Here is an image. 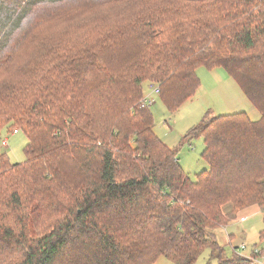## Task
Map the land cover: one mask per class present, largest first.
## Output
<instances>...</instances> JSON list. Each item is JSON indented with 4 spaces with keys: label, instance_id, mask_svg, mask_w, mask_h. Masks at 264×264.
I'll return each instance as SVG.
<instances>
[{
    "label": "trees",
    "instance_id": "1",
    "mask_svg": "<svg viewBox=\"0 0 264 264\" xmlns=\"http://www.w3.org/2000/svg\"><path fill=\"white\" fill-rule=\"evenodd\" d=\"M221 68L260 114L202 120L192 180L141 104L155 84L174 114ZM0 264H254L217 231L262 208L264 0H0ZM230 205L225 212L223 207Z\"/></svg>",
    "mask_w": 264,
    "mask_h": 264
},
{
    "label": "rangeland",
    "instance_id": "2",
    "mask_svg": "<svg viewBox=\"0 0 264 264\" xmlns=\"http://www.w3.org/2000/svg\"><path fill=\"white\" fill-rule=\"evenodd\" d=\"M197 78L201 83L197 93L174 114L165 110L158 97H154L155 104L150 107V112L154 117V134L167 147L178 150L177 157L180 166L192 180L202 170H205L207 165L200 156L204 149V141L200 137L189 141L182 140L190 129L199 126L203 122L202 120L206 118L228 116L229 114L244 112L251 121H257L260 118L259 112L251 106L247 97L223 69L208 70L200 67L197 69ZM148 86H144L143 94L145 96L151 94ZM4 140L7 141V148L0 146V153H5L12 164L24 163L23 149L27 143L25 134L22 132H9V134L3 132L0 136V143ZM229 208L230 205H226L223 207V211L225 212ZM240 216H242L241 213L230 220L228 224L232 222L231 227L217 231V242L225 247L228 256L232 254L233 245L247 244V250H240L242 244L235 250L236 254L247 257L251 245L263 244L262 241H259V232L263 229L262 215L251 213L244 222L238 220ZM230 234L233 239L231 245L227 242ZM209 260L210 250L206 249L194 264H207ZM258 261L261 264L264 263V254ZM174 263V257L166 255L159 257L156 264ZM214 263L211 262V264Z\"/></svg>",
    "mask_w": 264,
    "mask_h": 264
},
{
    "label": "built area",
    "instance_id": "3",
    "mask_svg": "<svg viewBox=\"0 0 264 264\" xmlns=\"http://www.w3.org/2000/svg\"><path fill=\"white\" fill-rule=\"evenodd\" d=\"M148 89L150 90L151 94L150 95H147V96L144 95L143 98H142L141 104L144 107H147V108L150 109V107L155 104L154 97H158L159 98L160 89L155 84L154 85L153 84H149ZM0 146L2 148H7V141L6 140L1 141ZM262 242H263V244H262L261 248L251 247V254H253L255 256L264 254V241H262ZM246 249H247L246 245L242 244L240 246V250L241 251H245ZM258 260H259V258L258 259L257 258L256 259H253V263L254 264H260Z\"/></svg>",
    "mask_w": 264,
    "mask_h": 264
},
{
    "label": "crops",
    "instance_id": "4",
    "mask_svg": "<svg viewBox=\"0 0 264 264\" xmlns=\"http://www.w3.org/2000/svg\"><path fill=\"white\" fill-rule=\"evenodd\" d=\"M262 208H257V207H255V206H253V207H249V208H246V210H244V211H242V212H240L241 213V215L242 216H240L239 218L240 219H238L240 222H244V221H246V218L247 217H249V215L251 214V213H257L258 215H262V217H263V213H262ZM229 211H230V209H229ZM234 223V222H233ZM231 225H232V222H231V224H228L227 226H225L224 228H220L219 230H224V229H227V228H229V227H231ZM233 241V239H232V235L230 234V236H229V238H227V242L231 245V242ZM242 243H240L239 245H233V248H237L238 246H240ZM247 245V244H246ZM248 246V245H247ZM261 246H262V243L261 244H253V245H251L250 247H249V254H248V256H250V254H251V247H257V248H261ZM247 250V249H246ZM245 257V256H244ZM261 264V263H260ZM264 264V263H263Z\"/></svg>",
    "mask_w": 264,
    "mask_h": 264
}]
</instances>
